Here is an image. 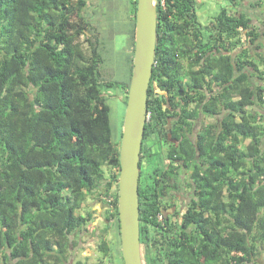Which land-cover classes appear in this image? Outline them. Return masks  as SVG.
<instances>
[{
  "label": "trees",
  "instance_id": "16d2710c",
  "mask_svg": "<svg viewBox=\"0 0 264 264\" xmlns=\"http://www.w3.org/2000/svg\"><path fill=\"white\" fill-rule=\"evenodd\" d=\"M155 1L150 85L165 83L167 95L154 96L149 86L138 185L142 263L154 264L160 251L162 263L179 261L174 242L181 232L186 264H264V21L256 25L239 10L245 0H225L208 24L197 0ZM136 7L137 0H125L120 78L103 70L87 0H0V264H68L82 241L72 236L96 235L88 228L94 213H80L88 198L101 203L105 217L96 235L98 264H123L118 179L125 112L117 130L107 99L118 90L125 111ZM250 8L264 14V0ZM180 52L186 83L178 76L171 98L169 58ZM201 115L213 121L195 132ZM157 159L164 163L155 165ZM183 180L191 196L172 224L162 219L163 196L180 192ZM110 229L116 235L107 240ZM153 237L161 247L152 249Z\"/></svg>",
  "mask_w": 264,
  "mask_h": 264
},
{
  "label": "water",
  "instance_id": "95a60500",
  "mask_svg": "<svg viewBox=\"0 0 264 264\" xmlns=\"http://www.w3.org/2000/svg\"><path fill=\"white\" fill-rule=\"evenodd\" d=\"M155 0H137L133 70L119 146L118 218L123 264H143L138 185L140 152L147 122V95L157 40Z\"/></svg>",
  "mask_w": 264,
  "mask_h": 264
},
{
  "label": "rangeland",
  "instance_id": "374dc122",
  "mask_svg": "<svg viewBox=\"0 0 264 264\" xmlns=\"http://www.w3.org/2000/svg\"><path fill=\"white\" fill-rule=\"evenodd\" d=\"M254 0H245L242 6L239 7L240 11H247L253 19V23L259 24L258 20L264 21V14H255L250 8V5ZM199 4L198 14L200 21L203 24H208L211 16H213L220 7H226L225 0H197ZM87 15L92 19L94 24L99 26L100 34V49L105 64L103 70L107 75H116L120 78L123 77L125 71L124 64V52L126 50V34L123 31V21H125V0H87ZM254 13V14H253ZM111 80H115L112 76H108ZM118 90H113L109 92L107 103L111 108V122L117 130H120L121 121L124 111V104L122 100L118 97ZM260 113L264 115V109H260ZM213 121L210 118L200 117L196 121V126L194 128L195 132L201 129V127L208 122ZM154 144H157L153 141ZM163 158V156H161ZM164 163V162H163ZM161 160H155L154 164L160 166ZM153 166V165H152ZM152 167L149 165L148 170L150 171ZM95 198H88L86 201L87 206L83 208L80 212L84 216L88 211H92L93 221L90 223L89 229L95 230L96 235L100 233L103 229V223L105 221L103 207L101 203ZM91 236L88 231H83L81 233L72 236V240L80 239L81 243L71 251V256L69 258L68 264H98L101 255L97 251L96 243L97 236ZM107 240L110 239L108 235ZM87 242V243H85ZM261 256L260 260L264 263V247L260 250Z\"/></svg>",
  "mask_w": 264,
  "mask_h": 264
},
{
  "label": "flooded vegetation",
  "instance_id": "af4514ba",
  "mask_svg": "<svg viewBox=\"0 0 264 264\" xmlns=\"http://www.w3.org/2000/svg\"><path fill=\"white\" fill-rule=\"evenodd\" d=\"M181 49H184V46L181 47ZM155 65V62H154ZM169 67L172 68L175 72L172 76L173 82H175V89H172L170 91V94L168 96H170L171 98L174 97V95L176 94L178 87H177V77L180 76L182 79V82L185 84L186 83V78L184 77V73L186 72V58H185V54H183L182 52L178 53L172 60V58H169ZM177 67H179V73L177 72ZM179 74V75H178ZM151 81V80H150ZM161 85H166L163 82H159L158 79H155L152 83H151V89L153 91V95L154 96H162V95H167L165 91L161 90ZM166 99H168L166 97ZM168 106V105H167ZM200 117H203L202 115ZM199 117V118H200ZM199 120V119H198ZM194 125L196 126V122H194ZM194 126V128H195ZM195 131V130H194ZM152 148L156 147V144H154V142L148 143ZM181 186H183L181 188V191L178 193H173L174 195H172V192L164 194L163 199H164V205H165V210L163 211L162 215L163 218H165V220L168 219H172V224L176 223H180V219L183 215V213L186 211L187 209V204L189 203V198H190V194L187 191V185H186V181H181L180 183ZM170 217V218H169ZM161 219V220H162ZM145 228L143 229V232H145ZM156 230H154L155 233ZM109 235H110V239L113 237V235H116L114 231H109ZM157 238V237H156ZM185 236H183L181 234V232L177 233L175 232V245L174 247H180L181 250V255H180V259L179 261L177 260V258L172 259V258H168L165 259L164 263H162V259H161V251L160 252H156L154 253V257L152 258V261H155L154 264H186V260L184 259L185 257ZM151 243H152V249H156V247H161L160 243L157 242V240L153 237L151 239ZM183 251V252H182Z\"/></svg>",
  "mask_w": 264,
  "mask_h": 264
},
{
  "label": "built area",
  "instance_id": "2783aa9c",
  "mask_svg": "<svg viewBox=\"0 0 264 264\" xmlns=\"http://www.w3.org/2000/svg\"><path fill=\"white\" fill-rule=\"evenodd\" d=\"M108 202H111V199H110V200H108Z\"/></svg>",
  "mask_w": 264,
  "mask_h": 264
}]
</instances>
